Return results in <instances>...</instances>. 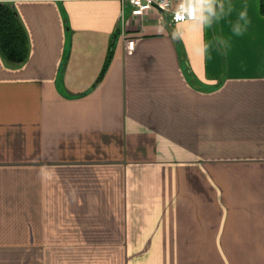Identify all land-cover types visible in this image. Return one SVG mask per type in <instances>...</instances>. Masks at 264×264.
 <instances>
[{
	"label": "crops",
	"instance_id": "1",
	"mask_svg": "<svg viewBox=\"0 0 264 264\" xmlns=\"http://www.w3.org/2000/svg\"><path fill=\"white\" fill-rule=\"evenodd\" d=\"M262 1L0 0V264H264Z\"/></svg>",
	"mask_w": 264,
	"mask_h": 264
},
{
	"label": "trees",
	"instance_id": "2",
	"mask_svg": "<svg viewBox=\"0 0 264 264\" xmlns=\"http://www.w3.org/2000/svg\"><path fill=\"white\" fill-rule=\"evenodd\" d=\"M261 11L264 14V0ZM0 53L7 62L18 65L29 55V39L15 8L0 2Z\"/></svg>",
	"mask_w": 264,
	"mask_h": 264
},
{
	"label": "built area",
	"instance_id": "3",
	"mask_svg": "<svg viewBox=\"0 0 264 264\" xmlns=\"http://www.w3.org/2000/svg\"><path fill=\"white\" fill-rule=\"evenodd\" d=\"M130 6L132 17H142L151 11H156L159 16L164 14L171 16L172 22L181 23L193 21L182 13L184 0H119Z\"/></svg>",
	"mask_w": 264,
	"mask_h": 264
},
{
	"label": "clouds",
	"instance_id": "4",
	"mask_svg": "<svg viewBox=\"0 0 264 264\" xmlns=\"http://www.w3.org/2000/svg\"><path fill=\"white\" fill-rule=\"evenodd\" d=\"M184 9L182 13L187 15L189 19L194 20L199 25L201 30L205 25L212 23V18L217 17L216 0H184ZM221 10H223V4H220ZM240 19L247 23V12L240 13ZM234 32L237 35L242 34V28L237 24L234 28ZM208 45H203L200 49L201 53L207 50Z\"/></svg>",
	"mask_w": 264,
	"mask_h": 264
}]
</instances>
